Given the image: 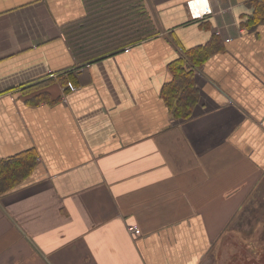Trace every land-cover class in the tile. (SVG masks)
Instances as JSON below:
<instances>
[{
    "label": "crops",
    "instance_id": "1",
    "mask_svg": "<svg viewBox=\"0 0 264 264\" xmlns=\"http://www.w3.org/2000/svg\"><path fill=\"white\" fill-rule=\"evenodd\" d=\"M188 1L144 0L158 34L82 62L67 33L94 36L89 0H0V158L38 154L0 197V264H205L259 202L264 24L240 26L251 0L198 19ZM214 35L176 119L170 65Z\"/></svg>",
    "mask_w": 264,
    "mask_h": 264
},
{
    "label": "trees",
    "instance_id": "2",
    "mask_svg": "<svg viewBox=\"0 0 264 264\" xmlns=\"http://www.w3.org/2000/svg\"><path fill=\"white\" fill-rule=\"evenodd\" d=\"M89 1L96 15L91 25L99 30L94 28V36L91 38L80 37L79 28L67 33L75 54L82 62L102 58L158 34L144 0ZM249 7L251 11L241 17L240 26L251 29L263 25L264 0H251ZM216 42L221 41L214 35L209 44L189 49L184 58H179L170 65L172 79L163 88L162 95L174 118L188 120L192 116L199 98L194 67H200L220 50L215 47ZM86 45L88 48L94 45L106 47L101 52L91 53L86 52ZM37 161L38 154L34 149L8 159L0 158V197L11 193L26 180L33 173ZM249 249L253 250L252 247Z\"/></svg>",
    "mask_w": 264,
    "mask_h": 264
},
{
    "label": "rangeland",
    "instance_id": "3",
    "mask_svg": "<svg viewBox=\"0 0 264 264\" xmlns=\"http://www.w3.org/2000/svg\"><path fill=\"white\" fill-rule=\"evenodd\" d=\"M254 206L240 213L205 264H264V192H259V202ZM253 218L259 222L251 225Z\"/></svg>",
    "mask_w": 264,
    "mask_h": 264
},
{
    "label": "built area",
    "instance_id": "4",
    "mask_svg": "<svg viewBox=\"0 0 264 264\" xmlns=\"http://www.w3.org/2000/svg\"><path fill=\"white\" fill-rule=\"evenodd\" d=\"M187 8L193 19H198L209 15L211 10L209 8L208 0H191L187 2ZM199 12V13H197Z\"/></svg>",
    "mask_w": 264,
    "mask_h": 264
},
{
    "label": "bare ground",
    "instance_id": "5",
    "mask_svg": "<svg viewBox=\"0 0 264 264\" xmlns=\"http://www.w3.org/2000/svg\"><path fill=\"white\" fill-rule=\"evenodd\" d=\"M199 13V12H198Z\"/></svg>",
    "mask_w": 264,
    "mask_h": 264
},
{
    "label": "flooded vegetation",
    "instance_id": "6",
    "mask_svg": "<svg viewBox=\"0 0 264 264\" xmlns=\"http://www.w3.org/2000/svg\"><path fill=\"white\" fill-rule=\"evenodd\" d=\"M260 263V262H259Z\"/></svg>",
    "mask_w": 264,
    "mask_h": 264
}]
</instances>
